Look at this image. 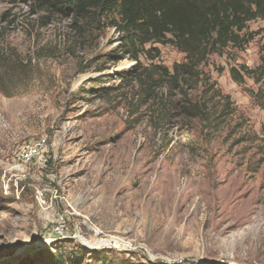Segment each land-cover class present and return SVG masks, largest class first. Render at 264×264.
<instances>
[{
	"label": "rangeland",
	"instance_id": "374dc122",
	"mask_svg": "<svg viewBox=\"0 0 264 264\" xmlns=\"http://www.w3.org/2000/svg\"><path fill=\"white\" fill-rule=\"evenodd\" d=\"M72 23L0 0V262L264 264V78L229 76L260 66L264 20L202 69L208 109L229 97L212 131L186 112L205 81L159 75L183 62L174 47L134 57Z\"/></svg>",
	"mask_w": 264,
	"mask_h": 264
},
{
	"label": "trees",
	"instance_id": "16d2710c",
	"mask_svg": "<svg viewBox=\"0 0 264 264\" xmlns=\"http://www.w3.org/2000/svg\"><path fill=\"white\" fill-rule=\"evenodd\" d=\"M30 7L31 13L50 22L54 17L72 21L73 28L87 38L103 28H112L122 35V52L136 57L148 44L174 47L183 55V62L174 64L171 73L161 68V78L169 77L173 88L178 84L191 90L205 82L206 103H195L186 112L208 128H217L220 120L231 114L229 97L220 111L208 109L209 101L220 96L203 67L210 56H223L230 49L241 50L257 33L247 25L264 20V0H2ZM264 78V48L256 71L245 66L231 67L229 76L235 83L244 82V75ZM203 78V79H201ZM177 86V87H176Z\"/></svg>",
	"mask_w": 264,
	"mask_h": 264
},
{
	"label": "built area",
	"instance_id": "2783aa9c",
	"mask_svg": "<svg viewBox=\"0 0 264 264\" xmlns=\"http://www.w3.org/2000/svg\"><path fill=\"white\" fill-rule=\"evenodd\" d=\"M45 146L44 139H38L36 143L30 146V148L22 155L23 160L29 161L35 156L39 155L41 149Z\"/></svg>",
	"mask_w": 264,
	"mask_h": 264
},
{
	"label": "water",
	"instance_id": "95a60500",
	"mask_svg": "<svg viewBox=\"0 0 264 264\" xmlns=\"http://www.w3.org/2000/svg\"><path fill=\"white\" fill-rule=\"evenodd\" d=\"M38 248H41L40 246H38ZM38 251V249L37 250H35V252H37ZM0 264H5V263H3V261L2 262H0Z\"/></svg>",
	"mask_w": 264,
	"mask_h": 264
},
{
	"label": "bare ground",
	"instance_id": "6f19581e",
	"mask_svg": "<svg viewBox=\"0 0 264 264\" xmlns=\"http://www.w3.org/2000/svg\"><path fill=\"white\" fill-rule=\"evenodd\" d=\"M229 227V226H228Z\"/></svg>",
	"mask_w": 264,
	"mask_h": 264
}]
</instances>
